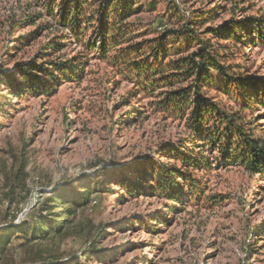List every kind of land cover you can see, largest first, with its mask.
Segmentation results:
<instances>
[{
	"label": "rangeland",
	"instance_id": "rangeland-1",
	"mask_svg": "<svg viewBox=\"0 0 264 264\" xmlns=\"http://www.w3.org/2000/svg\"><path fill=\"white\" fill-rule=\"evenodd\" d=\"M43 1L0 0V73L15 71V65L38 57L45 43L62 34L54 26L31 37L38 24L49 21L47 17L34 25L14 26V30L5 25L25 12L41 11ZM134 2L142 10L128 22L149 28L152 34L148 37L186 34L188 30L210 39L213 52L231 42L211 38L203 33L206 28L215 29L233 16L242 20L264 8V0L243 4L239 0ZM203 16L212 19L202 27L196 25L195 19ZM25 36L29 39L19 45L18 40ZM197 49L192 46L186 54ZM79 50L68 44L63 53L71 56ZM222 60L229 76L264 80V51L260 48H232ZM103 69L91 60L79 84L65 81L49 95L40 96H10L0 80V225L35 223L42 215L48 217L40 209L52 194L67 192L70 198L87 186L100 192L90 193L89 205L68 220L61 234L47 230L45 238L32 240L31 245L49 261L58 256V264H264V179L258 174L238 168L211 170L203 176L207 181L204 195L187 202L180 211L174 202L153 196L148 181L141 195L118 198L124 191L109 175L114 177L118 167L151 157L162 143L185 139L187 133L179 120L150 112L149 99L130 103L143 111V119L130 127L112 129L115 119L131 112V106L114 108L129 84L111 85L106 91L96 87ZM229 86L233 89L232 83ZM207 90L223 105L233 104L227 94ZM260 113L264 109L256 108L254 115ZM257 122L264 135V120ZM161 161L172 163L166 158ZM99 182L102 186H97ZM156 213L162 220L155 221ZM20 235L15 232L7 246L13 264L23 263Z\"/></svg>",
	"mask_w": 264,
	"mask_h": 264
},
{
	"label": "trees",
	"instance_id": "trees-1",
	"mask_svg": "<svg viewBox=\"0 0 264 264\" xmlns=\"http://www.w3.org/2000/svg\"><path fill=\"white\" fill-rule=\"evenodd\" d=\"M239 1L243 4L246 0ZM40 6L41 11L25 12L20 19L13 18L5 25L14 30V26L23 28L47 17L49 21L38 24L31 37L34 39V34L54 26L62 34L45 43L38 57L15 65V71L0 73L10 96L49 95L65 81L79 84L93 60L105 68L99 73L96 87L106 91L111 85L118 88L122 82L129 84L118 95L114 108L131 106V112L126 118L115 119L116 127L112 129L130 127L143 119V111L130 103L133 99H149L150 112L179 120L187 133L185 139L162 143L151 157L118 167L114 177L109 175V180L124 191L119 199L141 195L143 184L148 181L152 182L149 192L153 196L174 202L172 205L180 211L187 202L204 195L207 181L203 176L211 170L238 168L264 179V135H260L263 131L257 122L264 120V113L254 115L256 108L264 109V80L250 75L229 76L222 60L232 48L257 47L264 51V8L242 20L233 16L215 29L205 27L203 33L211 38L231 42L218 47L223 52L220 54L219 50L212 51L210 39L188 32L191 23L185 25L186 34L167 32L148 37L152 34L149 28L128 22L142 10L134 0H45ZM211 19L203 16L194 22L202 27ZM28 39L21 37L19 45ZM68 44H75L80 50L65 55ZM192 46L198 49L186 54ZM54 54L57 57H52ZM40 58L42 61L38 62ZM225 79L229 81L221 82ZM209 88L227 94L233 104L225 106L209 96ZM162 158L171 160V165L163 163ZM97 186H102L101 182ZM97 191L100 189L91 191L84 186L70 198L67 192L52 194L40 209L48 217L42 215L32 224L0 225V264H13L7 246L17 231L21 234V262L58 264V256H51L49 261L31 245L32 240L45 238L47 230L61 234L68 220L89 205L90 193ZM9 200L13 197L9 196ZM159 214H155V221L162 220Z\"/></svg>",
	"mask_w": 264,
	"mask_h": 264
},
{
	"label": "built area",
	"instance_id": "built-area-1",
	"mask_svg": "<svg viewBox=\"0 0 264 264\" xmlns=\"http://www.w3.org/2000/svg\"><path fill=\"white\" fill-rule=\"evenodd\" d=\"M22 264H51V263H46V262H26Z\"/></svg>",
	"mask_w": 264,
	"mask_h": 264
}]
</instances>
